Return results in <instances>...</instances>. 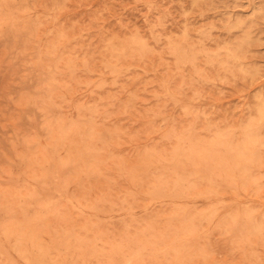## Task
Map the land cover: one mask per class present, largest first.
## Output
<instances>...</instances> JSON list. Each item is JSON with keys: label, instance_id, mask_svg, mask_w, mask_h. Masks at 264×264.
<instances>
[{"label": "rangeland", "instance_id": "374dc122", "mask_svg": "<svg viewBox=\"0 0 264 264\" xmlns=\"http://www.w3.org/2000/svg\"><path fill=\"white\" fill-rule=\"evenodd\" d=\"M0 264H264V0H0Z\"/></svg>", "mask_w": 264, "mask_h": 264}]
</instances>
